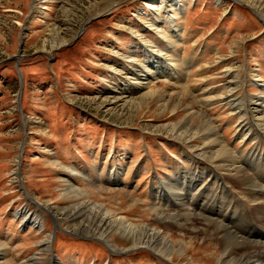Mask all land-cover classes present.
<instances>
[{
	"label": "rangeland",
	"instance_id": "374dc122",
	"mask_svg": "<svg viewBox=\"0 0 264 264\" xmlns=\"http://www.w3.org/2000/svg\"><path fill=\"white\" fill-rule=\"evenodd\" d=\"M177 1L185 5L177 9L169 0H0V245L4 247L0 264H49L52 251L56 261L51 264H105L110 253V264H226L216 261L224 252L220 240L197 230L164 228L167 237L186 245L180 256L166 260L151 248L124 249L125 239L114 232L106 240L84 232L80 227L83 214L71 212L73 205L86 209L89 202L100 203L112 215L162 230L149 210L160 183L167 197L156 202L155 211L158 207L171 215L197 211L194 203L191 210H175L165 201H169L168 188L176 173L185 174V181L194 172L207 174L208 166L197 156L203 134L195 135L190 145L188 140L177 139L166 127L169 124L181 122L180 130L187 124L198 126L200 113H206L229 147H253L250 138L244 147L241 115L232 114L217 97L227 92L226 67L236 71L242 84L236 97L260 95V88L250 80L264 84V4ZM161 3L168 5L166 11L156 9ZM157 10H162L158 17L177 18L173 21L180 27L181 41L169 51L154 30L144 27ZM164 26L170 40L174 39L169 24ZM59 28L68 38L53 47L52 34ZM151 42L180 63L181 84L176 79L150 77L146 89L129 88L126 95L111 97L119 93L111 92L112 85L123 86L130 79L126 78L130 75L126 71H132L129 67L136 71L138 62L146 60L151 52L144 51V46ZM245 65L248 69L244 70ZM113 67L119 70L117 75ZM246 72L248 81L242 83ZM20 73L23 86L18 98ZM135 84L130 81L131 86ZM206 88L213 89L202 93ZM145 93H152L154 102L135 112L122 114L104 102ZM196 93V101L191 100ZM156 96L183 103L176 110H163ZM261 147L264 150V144ZM185 150L191 152L190 157L183 155ZM229 155L218 158L222 170L232 164ZM70 170L85 171L86 177L77 178ZM118 171L120 178V174L110 178ZM205 186L209 192L211 187ZM226 186L234 201L246 192L230 181ZM184 191L178 197L184 199L182 208L191 198ZM247 207L251 223L256 220L253 205ZM35 216L42 223H32L30 218Z\"/></svg>",
	"mask_w": 264,
	"mask_h": 264
},
{
	"label": "bare ground",
	"instance_id": "6f19581e",
	"mask_svg": "<svg viewBox=\"0 0 264 264\" xmlns=\"http://www.w3.org/2000/svg\"><path fill=\"white\" fill-rule=\"evenodd\" d=\"M169 1V4L175 5L177 9L185 5L183 1ZM251 3L253 5L256 4L255 6H257L258 3L259 6L264 4V0H252ZM153 7L154 6L151 4L150 8ZM165 7L167 8L168 5L164 6V4L161 3L156 9L159 10V8H164L166 11L167 9ZM162 10L156 12L154 19H148V23H146L144 27L154 30L153 33L161 38L163 42L167 43V50L169 51L181 41L179 34L177 33L179 32L180 27L173 21L177 18L172 15L169 19L158 17L157 14H160ZM261 14L264 18V14ZM165 23L169 24L171 28L170 31L174 35V39L172 40H170L171 34H168L166 31L167 27L166 29L164 28ZM159 24H161V26H159ZM59 29L54 31L52 34L53 47L64 43L68 38H66L67 34L63 32L62 29ZM151 40L153 39L151 38ZM168 40H170L169 43ZM153 41H156L157 43L155 38ZM165 46L164 48H166ZM151 47H153V49H151ZM145 50L150 51L151 53L147 55L145 61H140L138 64L136 63V66L138 67L136 71L135 67H129L133 72L131 70V72L126 71V73L130 74L129 76H126V78L130 79H127V81L125 80L123 86L117 84L112 85L111 92L119 93L118 95L114 93L111 97L123 96L125 93L129 92V88L136 90L139 88L142 90L146 89L148 83L150 82V80L148 81L150 77H153L154 79H176L175 81L177 84H181L183 77L179 74L182 71V66L176 59L169 56L167 50L163 51L159 49L153 42L145 44L144 51ZM135 51H137V49ZM129 60L134 59L129 58ZM112 69L114 74L117 75L119 70L114 67ZM225 70L227 71V74H229L228 77L230 78L226 83L227 92L222 93V95L217 97V99L219 102L226 104L231 109L230 111L232 114L234 113L239 117L241 115V120L239 119V126H241L240 128L243 131L242 136L246 137L244 147L246 146L249 138L251 141L253 140V147L246 150L234 147V145H232V148L229 147L231 145L229 141H227L222 134H218L219 129L216 131V126H214L213 120L206 113H200L201 119L199 120L198 126L195 124H185L186 128L183 127V129L180 130L179 126L181 122H175L167 125L166 127L168 130L173 133L177 139L181 141L188 140L190 145L192 144L191 141L194 139L195 135L200 132L203 134L201 135L203 144L201 148L198 149L200 151L197 156H199L208 166V168H206L207 174L205 173L204 175V172L199 170L200 174L203 176L200 174L197 176L195 174L196 172H194L192 177L185 181V174L176 173V175L173 176V181H171L168 188V196L170 197L169 201H165L167 205H172L175 210H189L190 205H193V203L197 205L198 210L190 212L185 211L184 213L176 212L175 215H171L164 212L159 207L155 211L154 207L156 206V202H154L151 204L149 210L153 211L156 216V221L159 222L163 228L162 230H160V228L159 230H156L155 227L136 225L134 224L135 222H130L123 215H112L111 212H109V210L100 203L89 202L87 203L88 207L86 209H80L79 207L73 205L74 207H71L73 215L83 214V219L80 221V227L85 229L83 230L84 232L89 231L88 233L96 234L105 240L112 237L113 234H111V232H114L117 236L125 239L127 246H125L124 249L126 250L136 249L139 247L151 248L159 256H163L166 260H172L173 255L180 256L184 252L186 245L181 241L175 242L170 237H167L165 235V229L178 227L182 229H189L192 232L197 230L196 233L200 232L204 236L211 235L218 241L220 240V246L223 248L224 252L221 258L216 259L217 262L221 260L226 264H264V150H262L261 147L264 144V84L257 83L259 79L250 80L253 83L255 82V85L260 88V95L256 94L251 97L249 94H246V96L243 94L242 98L236 97L235 91L237 87H239V84H241L240 82L238 83L239 79L236 78L237 73L230 67H226ZM246 77H249L247 72L245 74V78ZM245 78H243L244 81L242 79V83H246L248 81L247 78ZM131 80L136 82L134 86L130 85ZM212 89L213 88L203 89L202 93ZM236 95H238L237 92ZM153 96L154 95L152 93H145L137 98H113L109 100L107 99L104 102H107L112 109H115L123 114L127 112V110L135 112L139 109H144L151 101H153ZM191 96V100L196 101L198 94H193ZM149 98L151 100H149ZM156 98L161 100L162 103L160 104V108L163 110H176L179 108V104L183 103L181 99H178L177 101L169 100L163 98L162 96H156ZM206 99H208V97H206ZM209 100L211 101V99ZM247 116H250L251 119H248L245 122ZM249 124H252V127ZM185 132L190 133L189 137L184 136V134H186ZM185 151L186 152H183V155L190 157L189 153L191 152L187 150ZM227 152L230 154L228 157L229 159H232V164L222 170L221 161L218 158L224 156ZM70 172L77 178L86 177V175L82 174L85 171L82 173L78 172L79 174L74 173L72 170H70ZM15 173L16 178H18V173L16 171ZM117 175H119L118 177L120 178L121 171L114 173L110 178L116 179ZM206 178H209L210 180L208 181ZM157 180L161 181V179ZM229 181L234 187H241L244 188V191H246L245 194L241 197L239 196L240 198L236 199V201H234L232 194L229 192L230 187L227 188L226 186V183H229ZM205 185L211 187L209 192L207 191ZM160 186L161 188L159 186V188H155V198L157 200L160 199L161 202V199L163 197H167V195L162 194L165 187L162 188L163 186L161 183ZM181 190H185L184 192L186 195L191 197L188 199V206L184 208H182L184 205V199L178 198L179 196H184V193L180 192ZM214 192L218 194L215 196ZM228 197H230L229 199L231 200L225 201ZM212 199H215V201ZM202 201L205 202L204 205H202ZM248 204L253 205L252 208L256 219L254 221L261 228L255 224L251 225V223L244 224L245 222H248L247 215L250 211V208L247 207ZM19 213H22V210H20ZM25 216L26 215L24 214V218ZM37 217L38 216L30 218V221L32 223H42L41 218L39 217L38 219ZM52 217L56 222L55 217ZM256 231H258L259 234H257ZM253 234L256 237H253ZM105 244L112 245L107 242H105ZM3 249L4 247H1L0 245V254L4 253Z\"/></svg>",
	"mask_w": 264,
	"mask_h": 264
},
{
	"label": "water",
	"instance_id": "95a60500",
	"mask_svg": "<svg viewBox=\"0 0 264 264\" xmlns=\"http://www.w3.org/2000/svg\"><path fill=\"white\" fill-rule=\"evenodd\" d=\"M18 57H20V56H18Z\"/></svg>",
	"mask_w": 264,
	"mask_h": 264
}]
</instances>
